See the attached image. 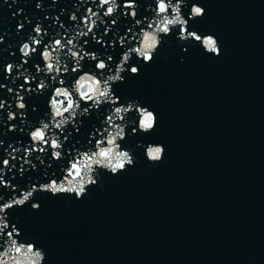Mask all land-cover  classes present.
<instances>
[{"label": "water", "instance_id": "water-1", "mask_svg": "<svg viewBox=\"0 0 264 264\" xmlns=\"http://www.w3.org/2000/svg\"><path fill=\"white\" fill-rule=\"evenodd\" d=\"M137 2L140 4L137 18L143 20L153 15L148 7L152 0ZM199 2L206 14L191 20L189 28L216 36L221 55L206 53L194 41L181 42L177 28L164 37L152 62L144 63L133 55L131 64L139 66V74L125 71L124 81L113 86L120 102L137 100L154 110L158 117L154 131L133 134L138 116L134 111L127 116L128 136L122 145L132 150L135 165L118 175L100 170L98 183L90 187L82 199L37 191L34 200L40 204L38 210L27 203L9 211L11 223L23 234L19 238L44 248L45 264H169L219 165L264 97V0ZM190 6L191 0H187L183 8L185 17ZM74 10L73 0H57L55 4L53 0H43L41 9L36 8L35 0H20L16 4L8 0L0 9V36H3L0 65L10 61L22 63L19 43L28 39L38 18L50 34L44 37L47 43L57 29L64 31L59 22L53 24L54 16L59 15L65 25H71L68 16ZM83 11L82 7L77 15ZM46 16L49 18L45 19ZM105 19L111 25V19ZM20 23L24 27L18 31ZM142 26L135 25L130 16L121 13L117 24L103 36L102 43H95L89 37L85 48L112 55L114 61L109 63L114 68L124 50L118 37L127 34L126 43L130 47L135 41L128 42V38ZM129 28L133 32L128 31ZM103 30L104 25H101L98 34L102 35ZM36 63L43 64L39 50L24 67L36 75ZM68 63L71 65L72 61L69 59ZM83 70H95V62L86 59ZM6 75L0 68V83L14 90L24 84L22 77L12 83L11 77L4 78ZM39 78L37 75L33 87ZM75 78V74L65 76L69 83ZM27 88L25 84L26 117L23 123L19 116L11 122L17 126L15 131L7 130V111L0 110L5 121L0 125L3 130L0 138L5 141L0 147V160L9 143L16 147L29 141L27 131L21 128L30 129L48 111L51 89L42 95L35 92L29 95ZM14 95L15 91L10 96L7 88L0 89V96L11 102L13 111ZM110 107L104 104L90 110V115L81 116L79 132L69 126L72 135L64 145L66 158L63 161L51 160L49 151L48 156L42 157L44 163L41 164L34 153L31 159L36 164L35 169L25 165L27 171L21 172L22 159L16 160L13 161L16 168L7 172L5 179L25 188L32 183L47 182L53 174L62 176V167L67 166L69 157L67 150L94 146L95 139L90 133L101 127ZM137 142L164 145L166 152L162 161L149 162L144 147H138ZM19 155L23 157V152ZM11 194L10 188H0V195L5 199Z\"/></svg>", "mask_w": 264, "mask_h": 264}, {"label": "clouds", "instance_id": "clouds-1", "mask_svg": "<svg viewBox=\"0 0 264 264\" xmlns=\"http://www.w3.org/2000/svg\"><path fill=\"white\" fill-rule=\"evenodd\" d=\"M18 2L20 0H12L13 4ZM56 2L57 0H53V4ZM7 3L8 0H3V3H0V9H3ZM35 4L37 9H41L43 0H35ZM73 5L75 10L68 16L72 22L71 25H65L59 15L54 16L53 24L59 22L60 28L64 29L63 32L57 29L54 36L44 43V37L50 34L38 18V22L32 29L35 35L29 33L28 39L19 43L22 63L10 61L0 65L3 72L7 74L5 79L11 77L12 83L21 77L24 80V84L19 85L16 90L0 83V89L7 88L10 96L15 91L13 97L15 111L12 110L11 102L0 96V110L7 111L8 131L16 130L17 126L11 122L18 116L22 123L26 117L28 105L24 94L25 84L28 85L26 91L29 95L34 92L42 95L51 89V95L47 101L48 111L44 117L30 129L21 128V131H27L29 141L23 146L16 147L9 143L8 147L3 149V158L0 160L3 165L0 167V188H10L12 194L7 199L0 195V201H3L0 202V264H45L47 261V253L43 247H38L33 241L19 238L23 234L15 223H11L8 216L13 207H22L31 203L32 209L38 210L40 204L34 200L37 191L51 193L53 196L68 195L82 199L88 194V189L98 183L97 177L100 170L118 175L135 165L136 158L132 150L122 145V141L128 136L127 116L132 111L138 116L136 126L132 128L133 134L154 131L158 117L154 110L141 105L137 100L130 99L124 103L120 102V98L115 95L113 86L124 81L125 71L133 75L139 74V66L131 64L133 55L144 63L152 62L164 42V37L177 28L179 29L177 38L181 42L199 43L204 51L211 55L219 56L222 52L216 36L210 33L201 34L189 28L191 20L203 18L206 14V9L199 0H191L187 17L183 13L187 0H152L148 7L152 9L153 15L144 17L143 20L137 18L140 7L137 0H98V2L97 0H73ZM82 7L84 11L78 16L77 12H80ZM63 11L61 9V12ZM121 13L124 16H130L135 21V25L144 26L140 27L138 32L128 29L133 32L128 42L135 41L130 47L126 43L127 34L118 37L124 50L113 68L109 63L114 61L112 55L89 51L85 45L89 43L87 39L89 37L95 43H102L103 36L109 33L112 25L117 24ZM48 18V16L45 17V19ZM105 18L111 19V25ZM101 25H104L102 35L97 32ZM23 27L24 25L20 23L17 25V30ZM81 40H83L82 44ZM2 42L3 36H0V43ZM112 43L114 45V42ZM41 45H43L42 50H40ZM38 50L43 64L34 65L36 75H33L24 65L29 63ZM104 56L106 59L103 58ZM69 59L72 61L71 65L68 63ZM86 59L95 62V70H83V61ZM70 74H75L76 78L71 79L69 83L65 76ZM37 75H40V78L33 87L32 83L36 81ZM53 85L56 86L53 87ZM104 104H109L111 107L106 111L101 127L90 133V136L95 139L94 146L68 149L69 157L67 166L62 167V176L57 177L53 174L47 182H40L38 185L32 183L25 188L12 185L11 180L5 179L7 172L16 168L13 161L22 159L21 172L27 171L25 165L35 169L36 164L31 159L34 153H37L36 159L40 160L41 164L44 163L42 157L48 156L49 151L51 160L63 161L66 158L64 145L72 135L69 126L71 125L76 132H79L80 124H82L80 117L90 115V110H96ZM4 122L3 111H0V125ZM2 134L3 130L0 129V136ZM4 143L5 141L0 138V147ZM16 143L20 144V142ZM137 146L144 147L147 160L154 164L160 163L166 152L164 145L158 143L143 145L142 142H137ZM21 152L23 157L19 155Z\"/></svg>", "mask_w": 264, "mask_h": 264}]
</instances>
